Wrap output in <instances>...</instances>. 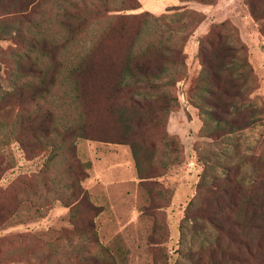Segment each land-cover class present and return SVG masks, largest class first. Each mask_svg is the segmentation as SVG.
<instances>
[{"label":"trees","instance_id":"16d2710c","mask_svg":"<svg viewBox=\"0 0 264 264\" xmlns=\"http://www.w3.org/2000/svg\"><path fill=\"white\" fill-rule=\"evenodd\" d=\"M179 1L212 5L216 0ZM248 5L264 36V0H248ZM140 8L141 0H0V41L18 48L8 57L0 51V70L17 77L11 90L0 85V102L10 106V112L19 108L27 113L17 114L21 124L16 118L7 130L14 136L21 129L23 138L44 139L42 146L51 147L45 166L61 175L53 182L56 193L63 191L58 197L69 210L72 227L63 229L69 249L61 253L77 264L116 262L99 242L96 219L102 208L92 203L82 186L88 174L76 158L73 141L129 146L140 180L156 182L163 175L147 174L152 167L143 164V157L156 150L158 140L169 139L165 125L179 100L167 89L185 75L186 57L181 48L169 43L171 36L158 29L157 18L134 13ZM224 29L211 28L199 41L202 71L193 93L216 128L233 134L253 125V113L244 110L251 69L244 48L234 44ZM61 77L67 79L69 103L75 108L66 126L53 109L44 107L58 90ZM205 106L211 110H204ZM237 171L221 185L214 209L194 210L200 213L197 225L204 221L215 229L218 245L225 240L237 249L235 254L222 252L219 257L213 251L209 264H225L227 256L232 262L256 264L261 250L264 175L247 184ZM201 189H205L204 178ZM195 204L190 202L189 213ZM69 231L79 239L74 241ZM95 246L99 255L93 252Z\"/></svg>","mask_w":264,"mask_h":264},{"label":"rangeland","instance_id":"374dc122","mask_svg":"<svg viewBox=\"0 0 264 264\" xmlns=\"http://www.w3.org/2000/svg\"><path fill=\"white\" fill-rule=\"evenodd\" d=\"M134 13L157 18L158 29L164 36H171L169 43L181 48L186 57L185 75L175 87L167 89L179 100V107L171 111L165 125L169 139L158 140L156 150L143 157V164L152 167L147 174L163 175L156 182L140 180L129 146L70 139L74 140L76 158L88 174L82 186L92 203L102 208L96 219L99 242L116 264H209L213 251L214 257H219L222 252L235 254L237 249L225 240L218 245L215 229L204 221L197 225L200 213L194 210L207 206L210 211L214 209L221 185L230 173L234 177L237 168L238 178L245 177L247 184L264 175V36L251 15L248 0H216L212 5L141 0V8ZM221 26L234 44L244 48L251 69L248 107L244 110L253 113V125L233 134L216 128L193 93L202 71L199 41L211 28ZM16 49L14 43L0 41L1 55L8 57ZM16 80L14 73L0 70L3 90H11ZM58 85L44 107L53 109L66 126L75 108L69 103L67 79L61 77ZM2 104L0 264H77L61 253L69 249L63 229L72 227L69 210L58 197L63 191L56 193L53 182L61 175L45 166L52 149L42 146L46 144L44 139L42 143L23 138L21 129L12 136L7 130L12 121L17 118L21 124L17 114L27 113L19 108L10 112V106ZM36 110L33 106V113ZM19 136L24 144L17 141ZM163 165L165 169H161ZM203 178L205 189H201ZM193 200L196 204L189 213ZM68 233L74 241L79 239ZM259 242L261 250L255 263L264 264V239ZM99 250L93 247L94 254L99 255ZM229 257L223 260L225 264H243L229 261Z\"/></svg>","mask_w":264,"mask_h":264},{"label":"crops","instance_id":"0c3cea01","mask_svg":"<svg viewBox=\"0 0 264 264\" xmlns=\"http://www.w3.org/2000/svg\"><path fill=\"white\" fill-rule=\"evenodd\" d=\"M169 1V0H168Z\"/></svg>","mask_w":264,"mask_h":264}]
</instances>
